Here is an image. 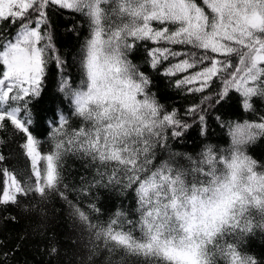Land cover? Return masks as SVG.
Instances as JSON below:
<instances>
[{
  "label": "snow or ice",
  "instance_id": "1",
  "mask_svg": "<svg viewBox=\"0 0 264 264\" xmlns=\"http://www.w3.org/2000/svg\"><path fill=\"white\" fill-rule=\"evenodd\" d=\"M53 9L85 17L90 35L79 61L80 86L61 83L82 123L73 128L60 115L52 148L41 155L30 132L29 104L41 95L48 63L63 65L47 31ZM4 22L16 30L9 38L0 27V130L10 124L14 134L25 135L21 147L35 182L4 169L9 182L0 203L16 204L30 194L46 200L55 193L110 254L142 258L139 264H256L241 244L246 234L264 231V172L258 173L244 147L264 136V116L229 126L227 154L209 146L197 161L188 157V168L176 164L175 153L154 163L167 131L180 137L190 125L175 110H164L149 92L148 76L128 56L140 42L151 41L157 46L148 49L150 66L168 62L163 75H180L175 87L203 94L219 81V91L202 95L201 104L220 103L234 89L243 108L253 110L252 99L264 98V0H0ZM200 111L201 105H193L187 114ZM68 155L89 158L109 184L135 188L139 218L118 211L106 225L92 223L65 194Z\"/></svg>",
  "mask_w": 264,
  "mask_h": 264
},
{
  "label": "trees",
  "instance_id": "2",
  "mask_svg": "<svg viewBox=\"0 0 264 264\" xmlns=\"http://www.w3.org/2000/svg\"><path fill=\"white\" fill-rule=\"evenodd\" d=\"M0 27L7 29L5 35L9 38L16 30L7 22L0 24ZM47 31L51 34V43L63 65L58 66L54 59L48 63L41 95L29 104L33 120L30 132L39 141L41 155L47 154L52 148L51 133L60 115L66 116L73 128L82 123L72 114V99L66 91H61V83L67 81L72 88L80 86L83 73L79 61L82 47L90 35L87 19L71 10H51ZM156 46L151 41L140 42L128 58L148 76L151 81L149 92L155 95L164 110H175L178 119L190 127L180 137H172L169 129L166 145L156 149L157 160L154 163L167 160L175 153L176 164L188 168L192 166L188 157L197 161L209 146L217 153L227 154L232 148L229 126L245 121L258 122L259 117L264 116V98H253V110H245L241 96L233 89L220 103L213 100L201 104L202 95L214 96L219 91V81L203 94L190 93L186 87H175V80L180 75H163L168 62L156 69L150 66L148 49ZM193 105H201L202 111L187 114ZM200 115L204 116L203 123L199 120ZM25 139L22 133L14 134L10 124L6 130H0V154L5 157L0 161V196L9 182L4 169L15 174L17 180L31 177L32 182H35L31 161L21 147ZM244 151L257 162L258 173L264 172V136H258L244 147ZM38 161V167L42 168L44 161L39 157ZM63 169V184L69 186L65 193L68 200L87 212L92 223L106 225L118 211L125 213L129 220L139 218L135 188L109 184L107 175L102 177L97 165L89 158L68 155L64 159ZM81 188H86L87 192H81ZM93 204L99 209L98 212L89 207ZM135 234L139 235L138 232ZM241 248L256 264H264V231L255 229L246 234L242 238ZM122 259L123 264H139L142 258L125 257L122 252L110 254L103 242L96 241L73 215L69 204L55 193L49 194L46 200L30 194L18 197L16 204L0 203V264H118Z\"/></svg>",
  "mask_w": 264,
  "mask_h": 264
}]
</instances>
